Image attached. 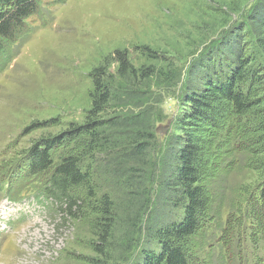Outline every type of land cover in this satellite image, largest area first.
<instances>
[{
  "label": "trees",
  "instance_id": "trees-1",
  "mask_svg": "<svg viewBox=\"0 0 264 264\" xmlns=\"http://www.w3.org/2000/svg\"><path fill=\"white\" fill-rule=\"evenodd\" d=\"M41 1L0 0L1 66ZM222 26L186 69L150 50V62L135 67L117 50L114 73L101 67L91 73L85 119L36 148L28 171L0 169V191L11 200L24 193L48 199L64 218L79 220L90 207L100 240L120 241V263L137 251L134 264H188L190 238L201 224L211 226L201 217L204 150L194 133L224 118L218 134L224 154L236 167L246 160L247 171L263 174L210 228L211 252L220 264H264V0H251L237 21ZM174 90L185 112L165 120L159 104ZM82 135L81 151L63 149L66 139ZM83 189V196L76 192Z\"/></svg>",
  "mask_w": 264,
  "mask_h": 264
},
{
  "label": "rangeland",
  "instance_id": "rangeland-1",
  "mask_svg": "<svg viewBox=\"0 0 264 264\" xmlns=\"http://www.w3.org/2000/svg\"><path fill=\"white\" fill-rule=\"evenodd\" d=\"M250 3L42 0L40 13L27 18V32L0 65V169L14 176L28 171L36 148L60 138L66 125L85 119L91 104V73L99 67L114 73L117 50L135 67L150 62V50L161 58H173L186 69L205 51L202 48L213 38L204 40L210 31L219 33L223 24L237 21ZM181 100L178 90L165 93L159 104L160 117L167 120L185 112ZM223 120L205 122L194 133L204 150L199 178L207 201L201 217L211 226L201 224L190 238L188 264H220V258L211 252L214 233L210 228H218L217 218L236 199H244L263 174L247 171L246 160L236 167L224 154L227 144L223 147L218 137L224 131ZM176 128L173 122L169 129ZM84 139L86 135L69 137L63 149L70 146L71 151L79 152ZM76 192L85 194L84 189ZM92 203L96 204L95 199ZM0 205V264L126 263H120L119 240L112 238L115 244L109 246L95 234V213L90 207L77 220L64 218L51 203L44 208L35 201L13 204L3 199ZM137 256L136 251L127 263L134 264Z\"/></svg>",
  "mask_w": 264,
  "mask_h": 264
},
{
  "label": "bare ground",
  "instance_id": "bare-ground-1",
  "mask_svg": "<svg viewBox=\"0 0 264 264\" xmlns=\"http://www.w3.org/2000/svg\"><path fill=\"white\" fill-rule=\"evenodd\" d=\"M151 1H152V0H151ZM5 203H6V202H5ZM5 203H4V204H5Z\"/></svg>",
  "mask_w": 264,
  "mask_h": 264
}]
</instances>
